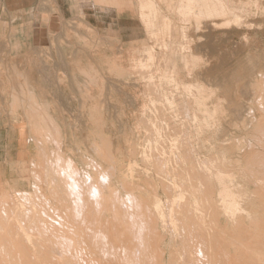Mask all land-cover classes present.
Masks as SVG:
<instances>
[{"label": "rangeland", "instance_id": "rangeland-1", "mask_svg": "<svg viewBox=\"0 0 264 264\" xmlns=\"http://www.w3.org/2000/svg\"><path fill=\"white\" fill-rule=\"evenodd\" d=\"M247 1L243 0L245 9L243 20L245 18L246 21L244 20L241 24L242 28L232 25L213 27L208 32H203L204 23L202 22L201 30L195 32V25L190 20L183 25L188 39H183L180 34L182 24L177 13L171 7L168 8L169 0L77 1L79 4L77 14L68 19L59 17L60 7L56 0L40 1L39 6H35L41 11L40 20L36 23V14L30 17L29 27L37 37L43 58H52L53 48L59 36L62 41L65 38L68 42L72 38L78 45L87 46L86 57L91 56L93 61L90 78L93 96L92 99H87L92 101V113L91 116L88 115L89 109L82 107L80 109L82 112L75 109L72 113L60 115V135L57 123L47 113L46 108L40 104L35 106L37 114L32 115L31 118L33 120L42 118L41 128L47 132L50 127L51 135L41 142H38L35 135H31L38 158L30 160L29 169L25 170L26 167L21 169V172L30 170V179H21L25 181V186L22 184L19 186L22 189L7 187L0 181V198H9L15 193L27 195L28 198L31 196V200L23 204L28 207L37 206L36 202L39 203L37 198L41 199L45 193L55 189L56 182L62 186L65 185L63 180H56L49 174L47 176V170H54V173L59 166L65 164L70 167V172L78 171L81 178H88L92 185L102 183L101 188L107 195L110 190L120 195L127 194L126 187L134 188L138 185V189L131 190L148 200L150 202L148 205L150 204L153 209L155 201L160 199L161 210L163 209L161 212L164 211L167 215L173 204L174 188L171 178L175 174L174 180L184 197L188 200L197 199V201L188 202L187 200L175 203V205H182L178 212L173 211L177 228L181 230L185 220L184 211L188 210L193 218H197L193 213V206H206L198 199L200 194L198 192L204 187L201 175L204 173L209 179H214L199 166L192 169L190 165H195L197 159L209 165L218 155L219 158L214 164L220 165L221 169L223 166L228 168L231 165L229 159L232 156V191L245 197L241 202L248 211L245 219L247 223L252 221L255 211H264V209L252 208L256 205L264 207V201L259 202L255 193L264 186L261 177L255 174L252 163L247 160L252 153H260L259 151L263 148L255 144L254 135L257 132V125L264 124V2H262L264 0H260L261 2L250 0L248 1L250 4ZM150 2L156 5L152 7L153 4ZM256 2L259 3L255 4ZM246 3L249 5L247 6ZM65 4L68 3L65 2ZM0 10H4L1 1ZM163 14L175 23L169 29L170 38L166 34L164 36L162 30L160 32L157 30V34L160 35H153L146 25L150 18L161 22ZM244 25H247V28ZM157 28L159 27L156 26L155 29ZM55 33L57 34L54 35ZM199 35L204 36L200 42L197 39ZM189 39H191V52L197 55V58L185 65L177 57L174 73L179 88H172L173 80L162 82L161 89L153 86L152 83L158 79L157 77L153 80L148 79L150 71H169L171 65L150 62L147 66L146 55L151 51L147 46L150 45L152 50L154 49L153 52L169 55L171 48L164 51L161 45L157 44L166 40L173 42L170 44L171 47L174 45L179 48V45L187 44ZM5 41V36L0 35V42ZM200 43L202 45L198 47L197 44ZM84 53V50H78L76 56L84 58ZM203 53L206 54L207 61ZM206 62H208L207 65ZM193 80L213 85L211 89L213 95H210L212 99L209 100V105L210 101L215 103L216 97L221 101L215 117L217 120L215 123L218 126L210 122L208 125L212 124L211 129L208 127L210 130L190 135L192 128L195 129L191 124L193 122L190 119L191 114L199 116L202 112L196 106L189 108L181 100L189 98V94L196 99L206 97L195 90L188 94V91L184 89V85H188ZM184 93H186L185 97H188H183ZM164 97L172 99L175 104L169 106L165 103ZM30 124L35 125L34 121H30ZM173 139L176 140L178 148L170 155L169 142ZM231 140L232 153L222 156L219 150L220 145L230 144ZM86 156L90 157L87 162ZM74 157L80 160L81 165H77ZM221 158L225 160L222 161ZM96 174L100 180L95 182L92 177ZM104 176L107 179L102 181ZM240 180L243 183L242 186L238 185ZM145 181H148L147 184H143ZM214 184L216 188V183ZM176 190L179 191L178 188ZM46 196L48 200L44 201L45 204L57 205L66 215L63 218H56L48 210L51 217L61 223L73 222L69 210L62 209L53 196ZM71 196L74 195L71 194ZM42 202L43 199L40 200V204ZM156 214V228L162 237L165 236L160 245L163 249L169 244V248L164 250L163 264H166L165 261L168 258L173 257H175L174 264H180L178 261H183L184 257H178L179 255L191 254L193 257L191 259H194L196 255L207 253V250H200L196 246L205 242L182 241L180 238L185 235L174 234V227L169 224L170 219L164 217L166 225H162V218L157 212ZM210 220L211 217H208V222ZM225 221L223 216L219 218V228L225 226L231 231V224ZM230 248L232 249V244ZM169 254L176 256L168 257Z\"/></svg>", "mask_w": 264, "mask_h": 264}, {"label": "bare ground", "instance_id": "bare-ground-1", "mask_svg": "<svg viewBox=\"0 0 264 264\" xmlns=\"http://www.w3.org/2000/svg\"><path fill=\"white\" fill-rule=\"evenodd\" d=\"M169 1L168 8L171 7L181 21L180 34L183 39H188L183 25L189 23L190 20L195 25V32L201 30L200 24L202 22L204 23L202 31L208 32L213 27L234 25L238 28L241 27L244 20L246 21L245 18L243 20V12L245 10L243 0ZM248 1L247 3H249ZM258 1L261 2L260 0ZM150 3L153 4L152 7L156 5L154 2ZM150 3L149 5H151ZM247 3L246 5L248 6L250 3ZM140 6L143 7V5ZM152 7H150L151 10H153ZM161 17V22L150 18L151 20L148 19L146 25L153 35L157 34V30L159 32L162 30L164 36L165 34L169 36V33H171L169 29L175 23L166 14ZM261 21L263 20L261 19ZM156 26L159 28L155 29ZM245 28H247V25ZM249 28L251 27L249 26ZM223 36L225 35L223 34ZM203 37L199 35L197 38L198 42L202 41ZM154 40L156 41V39ZM166 40L157 45H161L164 51L171 48V54L153 52L154 49L152 50L149 45L147 47L151 51L147 52L145 64L148 66L150 62L155 64L167 63L171 65V69L169 71H150L148 79L153 80V78L157 77L158 80L152 85L158 89H161L162 82H171L170 80H173L172 88L177 89L179 86L176 83V74L174 73L177 57L186 65L190 60L197 58V55L191 52V39L188 40L190 43L188 42L183 46L181 44L178 46L179 48L174 45L171 47L170 44H173V42L171 41L172 43H170ZM200 45L202 44H197L198 47H201ZM157 47L159 48V46ZM204 55L206 59V54ZM212 87L213 85L207 82L199 83L194 80L188 85H184V89L188 91V94L195 90L200 94L206 95V97L203 96L196 99L192 98L190 94H187L189 98H186L188 96L185 97L186 93H184L183 97L186 99L184 101L181 100L189 108L190 106L191 108L196 106L202 112L199 116L194 113L191 114L190 119L193 121L191 124H193L195 129L192 128L190 135L210 130L212 124L217 121L215 117L221 100L219 101V98L216 97L215 103L210 101L211 104L209 105V100L212 99L210 95H213ZM165 103L169 104V106L175 104L168 97L165 98ZM36 114L37 110L32 106L26 111L29 126L28 133L30 131L32 135H35L38 142H41L50 137L51 129L48 127L49 130L45 132L40 125L42 118L41 120L40 118L36 120L31 118L32 115ZM30 121H34L35 125H29ZM258 121H261V119H258ZM210 122L212 124L208 126ZM256 131L254 142L259 147L264 148V124L263 126L257 125ZM169 143L168 153L172 155L178 146L174 139ZM263 148L259 151L260 153H252L246 159L252 163L255 174L257 173L261 177L262 185L264 186ZM219 150L222 156L230 155L232 153V140L230 144H221ZM217 158H219L218 155L211 160L209 165L202 163L201 159H197L195 165H190L192 169L195 166H199L213 176L214 179H209L204 173L201 175L204 187L198 192L200 193L198 199L205 203L206 206H193V213L197 218H193L192 213L188 210L184 211L185 220L181 230L177 228V223L173 218L175 217L173 216V211L176 213L182 207V205H175V203L187 201L188 199L184 197L179 185L175 182V174L171 178L174 188L173 204L169 208L168 214L165 215L164 211L161 212L163 209L161 210L160 199L155 201V208L153 209L150 204L148 205L150 203L148 200L131 190L138 189V185L134 186V188L131 186L126 187L128 190L127 194L122 193L123 195H120L114 190H110L107 195L101 188L102 183L92 185L88 178H81L78 171L70 172V167L65 164L59 166L54 173V170H47V176L49 174L50 177H55L56 180H63L65 185L62 186V184L56 182V188L41 197L43 199L42 205L40 204L41 199L37 198L39 201V203L36 202L37 206L28 207L23 203L31 200V196L28 198L27 195H18L16 193L9 198H0V264H163L164 250L169 248V244L163 249L160 245L164 241L165 236L162 237L156 228V212L162 218V225H166L164 217H167L171 222L169 224L174 227V234L178 235L181 233L185 235V237L180 238L182 241L205 242V244L196 246L200 250H207V253L196 255L194 259H191L193 258L191 254L179 255L178 257H184L183 261H178L180 264H264V211H255L252 221L247 223L245 216L248 211L246 207L241 205L245 197L232 191V156L229 159L231 165L228 168L223 166V169H221L220 165L214 164L218 160ZM221 160L224 161L225 159L221 158ZM213 167H215V170H213ZM92 179L96 182L100 180V177L96 174ZM106 179L107 177L104 176L102 181ZM147 182L145 181L143 184H147ZM48 183L51 184V182ZM214 183H216V188ZM242 184L240 180L238 185L242 186ZM85 186L90 188L86 189L87 187ZM162 186L164 187V184ZM177 188L179 191L176 190ZM255 193L258 196V201L263 202L264 188ZM71 194L74 196H71ZM46 195H49V197L53 196L60 203L62 209L69 210L73 222L61 223L51 217L49 212H47L48 210L56 218H63L66 215L57 205L45 204L44 201L48 200ZM190 201H197V199L190 198L188 202ZM252 208L255 210L264 209L260 205L252 206ZM221 216L231 224V231L225 226L219 228L218 222ZM208 217H211L209 222ZM167 231L169 232V230ZM46 242L47 244H45ZM230 244H232V249ZM46 251L50 252L47 253ZM170 256L176 255L169 254L168 257ZM165 262L166 264H174L175 257L168 258Z\"/></svg>", "mask_w": 264, "mask_h": 264}, {"label": "crops", "instance_id": "crops-1", "mask_svg": "<svg viewBox=\"0 0 264 264\" xmlns=\"http://www.w3.org/2000/svg\"><path fill=\"white\" fill-rule=\"evenodd\" d=\"M0 1L4 6L0 10V35L6 39L0 42V181L7 187L22 189L19 186H25V181L21 179H30V170L21 169H29L30 160L38 158L32 133H28L26 111L30 106L42 105L57 123L59 132L62 114L83 107L89 109L91 116L92 101L87 99L93 96V61L91 56L86 57V45L82 47L72 38L62 41L60 36L52 58H43L37 37L29 27L30 17L36 14V23L40 20L41 11L35 6L42 0ZM56 1L62 19L75 16L78 2H86ZM78 50L85 51L84 58L76 56ZM89 158L86 156L85 161ZM73 159L81 165L80 160Z\"/></svg>", "mask_w": 264, "mask_h": 264}]
</instances>
